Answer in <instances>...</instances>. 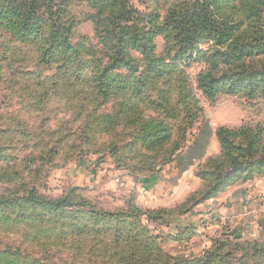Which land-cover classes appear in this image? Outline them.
<instances>
[{"label": "rangeland", "instance_id": "1", "mask_svg": "<svg viewBox=\"0 0 264 264\" xmlns=\"http://www.w3.org/2000/svg\"><path fill=\"white\" fill-rule=\"evenodd\" d=\"M56 1L71 65L0 33V264H264V0Z\"/></svg>", "mask_w": 264, "mask_h": 264}, {"label": "trees", "instance_id": "2", "mask_svg": "<svg viewBox=\"0 0 264 264\" xmlns=\"http://www.w3.org/2000/svg\"><path fill=\"white\" fill-rule=\"evenodd\" d=\"M229 1V5L234 8L235 6L237 7V3L239 4L242 0ZM208 3L212 2L209 1ZM58 14L59 6L56 0H0V33L3 32L10 34V42L30 43L35 46L34 48L43 63H51L53 60H56L55 57H57V55L61 54L63 58H60L58 61H60L61 64L67 63L71 65V61L75 57H80L85 54L87 49L82 45L70 43V28L66 27L65 23L60 20V16ZM172 16L173 22L175 24L178 23V25L182 27V31H184L183 38L185 40H188L189 36L193 34V31L196 28H200V24L211 22V18L203 17L199 13H193L189 17H186L188 19V23L185 26H182V15ZM216 19L224 23L229 28L231 34L238 31L237 26L232 25L234 23L227 17H217ZM226 21L230 25L226 24ZM46 26L48 27V30L44 32L42 29ZM256 40L264 41V38L260 37V39L257 38ZM256 40L255 38L252 39V41ZM257 46L261 48L259 49L261 51L263 45L257 44ZM241 47L242 53L240 54V59L243 58L242 54L246 51L244 46L241 45ZM247 54L251 56L248 52ZM66 68H68L69 71L72 70L70 66ZM259 76L261 80L258 81H261L262 84H264V71H262ZM228 77H231L230 79L242 77L252 78V76H249V74L244 71H237L227 75V78ZM218 80H214V82H217ZM214 82L212 80L202 78L199 80V87L207 96L210 97L218 87V84H214ZM218 137L223 147L230 144L225 145L228 141V133L224 128H219ZM2 147L3 145L0 144V148ZM2 203L4 202L0 201V204ZM45 203L48 202L45 201ZM54 203L55 202H49L50 206H53ZM58 204V207L64 206V203L62 202H58ZM225 255L227 254L224 253L222 256Z\"/></svg>", "mask_w": 264, "mask_h": 264}]
</instances>
